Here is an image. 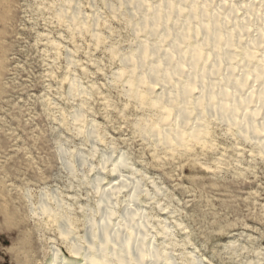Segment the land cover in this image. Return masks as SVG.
I'll use <instances>...</instances> for the list:
<instances>
[{
	"label": "rangeland",
	"instance_id": "1",
	"mask_svg": "<svg viewBox=\"0 0 264 264\" xmlns=\"http://www.w3.org/2000/svg\"><path fill=\"white\" fill-rule=\"evenodd\" d=\"M118 1L0 0V264L81 259L69 248H84L89 222L101 221L97 177L103 190L138 182L136 205L132 186L116 196L114 223L134 206L175 264H264V152L212 117L185 147L142 132L157 111L116 79L137 45ZM78 8L98 18L90 30L66 18ZM121 159L129 168L113 172Z\"/></svg>",
	"mask_w": 264,
	"mask_h": 264
},
{
	"label": "bare ground",
	"instance_id": "2",
	"mask_svg": "<svg viewBox=\"0 0 264 264\" xmlns=\"http://www.w3.org/2000/svg\"><path fill=\"white\" fill-rule=\"evenodd\" d=\"M119 2L128 6L137 45L122 56L116 79L124 80L130 99L148 100L157 111L156 123L144 126L142 132L158 146L183 147L205 136L206 118L212 117L237 128L240 136L264 152V0ZM79 13L78 8L66 18L86 30L97 24V15L90 23ZM99 35L95 39L100 40ZM71 88L73 92L75 85ZM81 118L78 112L75 120ZM126 168L127 160L121 159L113 172ZM102 182L96 178V191L103 193L97 207L101 221L89 222L84 248L77 243L69 248L81 259L57 254L53 264H175L165 248L150 240V222L134 206L114 223L116 196L132 186L130 201L136 205L138 182L121 177L106 190ZM42 211L55 219L62 217L48 206ZM61 224L68 227L69 219Z\"/></svg>",
	"mask_w": 264,
	"mask_h": 264
}]
</instances>
